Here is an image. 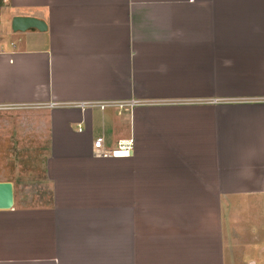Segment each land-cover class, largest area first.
I'll return each mask as SVG.
<instances>
[{
	"label": "crops",
	"instance_id": "obj_1",
	"mask_svg": "<svg viewBox=\"0 0 264 264\" xmlns=\"http://www.w3.org/2000/svg\"><path fill=\"white\" fill-rule=\"evenodd\" d=\"M99 136L132 154L95 157ZM0 181V264L257 256L264 231L223 210L264 214V0H0Z\"/></svg>",
	"mask_w": 264,
	"mask_h": 264
},
{
	"label": "rangeland",
	"instance_id": "obj_2",
	"mask_svg": "<svg viewBox=\"0 0 264 264\" xmlns=\"http://www.w3.org/2000/svg\"><path fill=\"white\" fill-rule=\"evenodd\" d=\"M116 146H114L113 148H115ZM111 148V149H113ZM28 200L33 201V202H46L50 200V194L49 193H45V195H38V194H34V195H26V197ZM259 202H263L264 198H260L258 199ZM232 202L233 204L231 205L230 203H226L225 208L223 210V218L224 220L226 219L228 221V219H231L232 222H239V221H243V220H248L247 223L250 224V226L254 229L255 226H257V228L261 231H264V214L263 216L260 218V216L258 214H255L253 216L252 219V213H254V202H257V200L255 201V197L254 196H235L232 198ZM263 208L261 209L262 213H264V204H262ZM225 213V214H224ZM256 221H258L259 223H255ZM234 223V222H233ZM249 226L246 227V229L239 227V225H232L231 228H229V231H226V234L229 233L231 235L234 234H243L244 231H247V234H251L254 231L249 230L248 228ZM239 228H241L242 230H239ZM225 230H226V226H225ZM262 241H259V243ZM257 256H254V254L252 256H248V257H244L243 255L240 254V251L231 250L230 253L229 251L227 252V264H249V262H251V264H264V246H261L259 248V250L257 251Z\"/></svg>",
	"mask_w": 264,
	"mask_h": 264
},
{
	"label": "water",
	"instance_id": "obj_3",
	"mask_svg": "<svg viewBox=\"0 0 264 264\" xmlns=\"http://www.w3.org/2000/svg\"><path fill=\"white\" fill-rule=\"evenodd\" d=\"M36 28L40 31L47 29V23L37 17L17 15L12 19L14 31H26ZM14 207V186L11 181H0V210H9Z\"/></svg>",
	"mask_w": 264,
	"mask_h": 264
},
{
	"label": "built area",
	"instance_id": "obj_4",
	"mask_svg": "<svg viewBox=\"0 0 264 264\" xmlns=\"http://www.w3.org/2000/svg\"><path fill=\"white\" fill-rule=\"evenodd\" d=\"M107 103H101L100 107L105 108ZM134 106V101L129 103H119L116 105L119 109H129ZM82 107H85V104H82ZM81 128V127H80ZM81 130V129H80ZM134 149V139H120L116 147L111 149L106 146L105 137L99 136L95 139L93 143V154L97 158H122V157H129Z\"/></svg>",
	"mask_w": 264,
	"mask_h": 264
}]
</instances>
